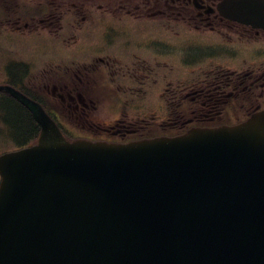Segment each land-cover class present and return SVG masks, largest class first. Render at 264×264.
<instances>
[{"label":"water","instance_id":"obj_1","mask_svg":"<svg viewBox=\"0 0 264 264\" xmlns=\"http://www.w3.org/2000/svg\"><path fill=\"white\" fill-rule=\"evenodd\" d=\"M264 28V0H223ZM42 127L0 157V264H264V111L233 127L128 145Z\"/></svg>","mask_w":264,"mask_h":264},{"label":"flooded vegetation","instance_id":"obj_2","mask_svg":"<svg viewBox=\"0 0 264 264\" xmlns=\"http://www.w3.org/2000/svg\"><path fill=\"white\" fill-rule=\"evenodd\" d=\"M218 2L71 0L51 10V0H0L16 31L68 36L65 50L39 62L6 51L0 85L44 99L63 132L96 141L125 144L159 130L147 93L159 89L160 74L172 106L163 114L181 129L241 123L264 110V30L220 18L210 11Z\"/></svg>","mask_w":264,"mask_h":264},{"label":"rangeland","instance_id":"obj_3","mask_svg":"<svg viewBox=\"0 0 264 264\" xmlns=\"http://www.w3.org/2000/svg\"><path fill=\"white\" fill-rule=\"evenodd\" d=\"M62 1V0H60ZM100 1H104V0H100ZM68 22H70L69 19H66L64 22H62L64 28H68L70 27L68 25ZM14 32H12L7 26L6 24H0V52L3 51L5 52L7 48H11V49H16V50H20L24 53L29 52V51H43L46 49H50L51 51H55L58 52L57 50H61L64 49V38L68 37L67 35H64L62 33H58V34H51V37L54 39V42H47L43 43V39L41 38H33V41L31 40H25V42L16 34H13ZM210 39V35L208 37ZM50 41V39H49ZM33 43V44H32ZM49 50V51H50ZM2 53H0L1 55ZM28 56H33L32 52L28 54ZM10 60V58H7V55H3L0 56V62H1V66H0V80L3 79V64L5 63V61ZM250 61H253L252 59ZM249 61V62H250ZM216 63H220L219 61H217ZM45 63H42L40 68H42L44 66ZM39 68V69H40ZM39 69L35 73V75L38 77L39 74ZM181 73H185L184 71H180ZM170 75V74H169ZM161 74L159 75V89L155 90L152 88H149V93H147V100L148 102H151L152 100H154V103L159 107H163L166 106L165 103H163V101L167 102L166 100L163 99L162 94L165 93V91L169 92V89L166 87H169L167 84H165V82L161 81ZM184 77H188V75H183L180 76V79L184 78ZM168 82H177L175 78H168ZM159 94V103L157 101V97ZM169 105V103H168ZM1 108H3V110L5 109V105L3 103H1L0 105ZM5 112V111H3ZM162 111L159 110V116L160 113ZM13 124V123H12ZM14 127V132L18 133V130L16 129L15 126ZM7 127L5 125H3L2 121L0 120V154L3 153L4 151H12L14 149H16V144L13 142V138L11 139L8 135V132L6 133V129Z\"/></svg>","mask_w":264,"mask_h":264},{"label":"trees","instance_id":"obj_4","mask_svg":"<svg viewBox=\"0 0 264 264\" xmlns=\"http://www.w3.org/2000/svg\"><path fill=\"white\" fill-rule=\"evenodd\" d=\"M4 105L10 120V124L12 127H16L18 130V136L21 139L27 137L28 135H32L31 137L33 138L37 136L39 131L38 127L35 125L31 115L24 107L12 99L5 101Z\"/></svg>","mask_w":264,"mask_h":264}]
</instances>
